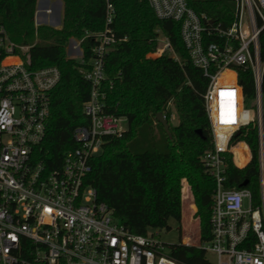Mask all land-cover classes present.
Segmentation results:
<instances>
[{"label": "built area", "instance_id": "2783aa9c", "mask_svg": "<svg viewBox=\"0 0 264 264\" xmlns=\"http://www.w3.org/2000/svg\"><path fill=\"white\" fill-rule=\"evenodd\" d=\"M147 1L158 19L180 24L192 64L209 80L204 100L214 146L203 163L215 185L212 240L201 243L198 235L195 246L215 254L217 264H264V0H230L235 14L227 29L207 26L187 0ZM106 5L111 24L114 0ZM55 20L51 6L36 11V27ZM90 37L97 43L86 61L82 42ZM84 39L70 41L69 56L91 87L83 106L88 124L74 130L77 147L51 169L39 147L61 72L55 66L30 68L31 47L15 44L0 25V264H178L159 232L134 234L86 185L105 139L121 138L128 129L121 126L125 118L106 112L105 65L114 34L108 27ZM162 53L176 56L167 38ZM246 71L255 82L254 109L246 107L240 77ZM251 128L259 134L260 204L247 187H227L228 155L240 168L235 149L248 146L239 137Z\"/></svg>", "mask_w": 264, "mask_h": 264}, {"label": "trees", "instance_id": "16d2710c", "mask_svg": "<svg viewBox=\"0 0 264 264\" xmlns=\"http://www.w3.org/2000/svg\"><path fill=\"white\" fill-rule=\"evenodd\" d=\"M63 22L59 29L35 27L38 0H0V25L19 46L31 47L30 68L55 66L61 81L51 96V117L47 135L39 154L49 168L60 167L65 154L77 147L73 132L87 125L83 106L91 94L90 84L81 72L80 63L68 57L69 41H79L87 33L98 34L108 27L115 42L108 51L105 71L106 112L125 118L128 130L121 138L105 139L103 152L92 160L93 171L87 186L98 192L115 218L137 235L147 236L163 230L170 231L171 221L180 228L183 223L184 243L171 245L169 256L178 264H211L205 250L190 243L200 226V242L212 240L211 212L214 181L203 163L213 149V137L208 121L204 95L209 80L196 68L181 38V26L172 20H160L147 0H114V16L107 24L106 0H62ZM188 6L207 26L223 29L231 26L235 6L230 0H187ZM168 39L176 56L164 54L147 60L159 47V34ZM95 38L84 39L85 59L92 58ZM177 57V58H176ZM241 83L246 100H255L256 90L250 71L242 72ZM264 126V78L262 84ZM174 104L179 123L171 125ZM163 114L168 120L172 137L157 121ZM201 132V134L199 133ZM252 152L248 164H237L228 155L227 187L247 188L256 204L261 203L259 134L257 128L242 133ZM242 163L247 157L246 146L235 149ZM182 191V196H181Z\"/></svg>", "mask_w": 264, "mask_h": 264}, {"label": "rangeland", "instance_id": "374dc122", "mask_svg": "<svg viewBox=\"0 0 264 264\" xmlns=\"http://www.w3.org/2000/svg\"><path fill=\"white\" fill-rule=\"evenodd\" d=\"M48 4H49V6L50 5L54 6V8H53L54 9V15H55V17H57L58 12H59V10H58V5L59 4L57 3V0H50V1L49 0H38L37 10L39 8H41V9L45 8ZM42 17H43V15H42ZM38 20H39L38 22H41L40 19H38ZM62 22H63V12H61V21H60V25L59 26H53V24L49 25V24H46V23L43 26H49V27L54 28V29H59L62 26ZM35 27H36V15H35ZM71 40L79 41V40H77L75 38H72ZM70 41H69V45H68V48H67V53H68V57L69 58H70V56H69ZM165 41H166L165 36L162 33H160L159 34V39H158L159 47L157 48L156 53L155 54H148L146 56V59L147 60H151V59H155V58L161 57L162 54H163L162 53V48H163V46L165 44ZM246 107L254 109L255 108V100H251V101L246 100ZM168 108L171 110V113H172L170 123L173 126H177L178 123H179V118H178V114L176 112V109L174 107V104H170ZM121 126H122V128L124 130L128 129V124L125 121V119H122ZM246 153H247V155H246L247 157L245 158V161L242 163L240 154L238 152H235L234 153L235 162L237 164L238 163L239 164H248L250 162L251 158H252V152H251V149L248 146H246ZM184 183H186L188 185V187L190 188V190L192 192L193 202H194V205H195V208H196V210H195V212H194V214L192 216V219H193V221L196 224V227H197V230H198V235L200 237V234H199L200 233L199 232L200 231V226H199V221L196 218L197 207H196V204H195V198H194L193 190H192L191 185L188 183V181L186 179H184L182 181V190H183V184ZM181 196H182V191H181ZM170 226L172 228L170 231L163 230V231L160 232V238H161L162 242L167 244L168 246L179 244L181 241H182L183 244H185L184 243V233H183V223H182V221H181L180 228L178 227V224L175 221H171L170 222ZM198 235H197V237L194 235L192 241L190 243L186 244V245L195 246L198 243V239H199ZM207 260L211 264H217V256L215 254H213V253H207Z\"/></svg>", "mask_w": 264, "mask_h": 264}, {"label": "water", "instance_id": "95a60500", "mask_svg": "<svg viewBox=\"0 0 264 264\" xmlns=\"http://www.w3.org/2000/svg\"><path fill=\"white\" fill-rule=\"evenodd\" d=\"M61 9L59 7V14L58 16L56 17V20L55 22L53 23V26H59L60 25V21H61ZM157 121L164 127V130L166 132V134L169 136V137H172V134H171V131H170V126H169V122L168 120L164 117L163 114H158L157 115ZM199 133L201 134V132L199 131ZM248 186V182H245L243 184V188H246Z\"/></svg>", "mask_w": 264, "mask_h": 264}, {"label": "crops", "instance_id": "0c3cea01", "mask_svg": "<svg viewBox=\"0 0 264 264\" xmlns=\"http://www.w3.org/2000/svg\"><path fill=\"white\" fill-rule=\"evenodd\" d=\"M57 3L59 4L58 5V10H59V7H60V9H61V11L60 12H63V2L61 1V0H57ZM52 8H54V6H52V5H50ZM49 7V4L45 7V8H48ZM54 10V9H53ZM58 14H59V12H58ZM58 16V15H57Z\"/></svg>", "mask_w": 264, "mask_h": 264}]
</instances>
